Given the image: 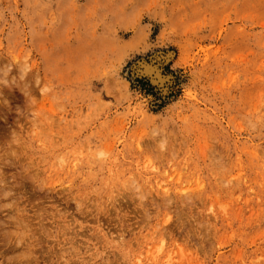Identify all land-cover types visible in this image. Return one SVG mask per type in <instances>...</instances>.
<instances>
[{
	"label": "rangeland",
	"instance_id": "1",
	"mask_svg": "<svg viewBox=\"0 0 264 264\" xmlns=\"http://www.w3.org/2000/svg\"><path fill=\"white\" fill-rule=\"evenodd\" d=\"M0 264H264V0H0Z\"/></svg>",
	"mask_w": 264,
	"mask_h": 264
},
{
	"label": "bare ground",
	"instance_id": "2",
	"mask_svg": "<svg viewBox=\"0 0 264 264\" xmlns=\"http://www.w3.org/2000/svg\"><path fill=\"white\" fill-rule=\"evenodd\" d=\"M172 58L171 53L162 54L154 58V61L151 64H143L137 68V72L150 76L152 82L164 91V86L166 83H170V76L162 74V67ZM171 81V80H170ZM171 260V257L168 256L167 262Z\"/></svg>",
	"mask_w": 264,
	"mask_h": 264
},
{
	"label": "water",
	"instance_id": "3",
	"mask_svg": "<svg viewBox=\"0 0 264 264\" xmlns=\"http://www.w3.org/2000/svg\"><path fill=\"white\" fill-rule=\"evenodd\" d=\"M153 59L154 58H151V59H149V60H145V61H140V62H138L137 64H136V66H135V71H136V73H138L137 72V68H139L141 65H143V64H146V65H148V64H151L152 62H153ZM138 74H140V73H138ZM140 75H142V74H140ZM144 76V75H143ZM149 78V77H148Z\"/></svg>",
	"mask_w": 264,
	"mask_h": 264
}]
</instances>
